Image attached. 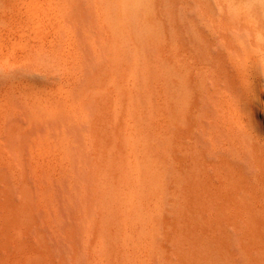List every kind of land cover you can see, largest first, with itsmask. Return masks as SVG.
Segmentation results:
<instances>
[{
    "label": "bare ground",
    "instance_id": "obj_1",
    "mask_svg": "<svg viewBox=\"0 0 264 264\" xmlns=\"http://www.w3.org/2000/svg\"><path fill=\"white\" fill-rule=\"evenodd\" d=\"M0 92L26 164L42 143L64 173L88 156L83 187L85 169H37L89 203L83 264H264V0H0ZM31 189L0 173V235L31 247L24 264H68L31 236Z\"/></svg>",
    "mask_w": 264,
    "mask_h": 264
},
{
    "label": "rangeland",
    "instance_id": "obj_2",
    "mask_svg": "<svg viewBox=\"0 0 264 264\" xmlns=\"http://www.w3.org/2000/svg\"><path fill=\"white\" fill-rule=\"evenodd\" d=\"M214 1H215V0H214ZM1 94H2V93L0 92V103L3 102V99H5V98H4L5 96H4L3 94H2V95H3V96H2ZM1 96H2V97H1ZM6 96H7V95H6ZM1 98H2V101H1ZM1 104H2V103H1ZM1 104H0V109H1V110H0V111H1V112H0V115H1V116H0V117H1L0 120L3 121L2 119H3L5 116H7V115L9 116V114H7L8 112H7L6 115H5V112L8 111L9 109L7 110V108L5 107V105H3V104L1 105ZM8 107H10V106H8ZM14 107H15V108H10V109H11L10 111H12V109H13V111H15L14 109H16L17 107H16V106H14ZM5 109H6V110H5ZM3 110H4L5 112H4ZM16 110H17V109H16ZM10 111H9V112H10ZM13 111H12V112H13ZM18 111H19V109H18ZM3 112H4V113H3ZM12 112H10V115L12 114ZM16 112H17V111H16ZM16 112H14V113H16ZM4 115H5V116H4ZM2 116H3V117H2ZM1 121H0V124L3 125V127H4L3 129H4V130H2V128H1V126H0V128H1L0 130L3 131V133L0 131V134L2 133V134H1L2 136L0 135V136H1V137H0V145H1V143H2V145H1L2 147H0V155H2V154L4 153V156H3V155L0 156V157H3L2 159L0 158V159H1V161H0V166H1V167H0V168H3V169L0 170V173H3V174H5V175H7L9 181L12 180L13 182H15L16 179H17V182H18V180H19V182L25 181V182L28 183V185H29V189H31L30 187H32V189H31V190H32V191H31L32 193H31V196L29 197L30 200H29V202H28V207H27V208H28L27 211H28V215H29V218H27V219H29V224H28V226H29V229H30V230L32 229L31 231H33V232H31V236H32V237H35V236H38V235H39V236L41 237V239H43V241H44V243L46 244V246L50 248L51 252H52V253L54 252V253H53L54 255H55V252H56V254H59L58 252H62V253H60L58 256L56 255V257H57V258H61L64 262L67 261V262H69L68 264H74V263H75L74 260H76L77 256L81 255V256H80L81 258H80V259L77 258V259L80 260V262H79L80 264H83L84 262L87 261V258H88V257H87V254H86V251H85V249L82 247V243H81V245H80L81 247H79V249H80V248H83L82 250H84L85 252L82 253V250L80 249L81 254H77V253H80V252H77V250L79 251V249H78V247L76 248L75 245L79 246L81 240H80L79 238L77 239V240H79V244H78V242H76L77 244L74 243V241H75L76 238L78 237L76 234H77V233H78V234L80 233V232H77V231H76V230H77L76 223H78V228L83 227V225H82L83 222L81 223V221L84 219L83 216H85V215H84V214L82 215V211H83V213H86V212L88 211V208H87V207H89V203H84L85 200H84V198H83L82 191L79 192L78 190H80V188H79V187L77 188V187H76L77 185L75 184V183H78V184H80L81 186L84 185V184H86L85 181H86V180H89V176H90V174H89L90 161H89L88 158H87L88 156L85 155V156H86V159H87L86 161H87V163H88V166H87L88 169H86L87 167L85 166V164H86L85 157L83 158V156H81V159L79 158V155H82V151H83V150L81 151V148H82L83 146H82V145H81L82 147L79 146L80 143H81V142L79 143V141H83L81 136H82L83 133L85 132V131H84V130H85L84 127H82V129H83L82 131H84V132H82L81 130H78L76 126H75V127H74V126L71 127V125H70V126L68 127V130H69V131H70L71 128L74 127L73 130L71 129V131H74V132H71V131H70V133H75V132L78 131V132L75 133L74 135L77 134V135H76V139H77V141H78V143H79V145H78V143H77V147L80 148L79 151H81V152H80L81 154H79V155L77 156V158L74 157V158H76V159H74V160H75L74 163H75L78 159H80V160L83 159V160L85 161V164H84L83 161H82L83 164L80 165V164H79L80 161H78L77 163H78L80 166H78L77 163H76L75 165H76L77 169L79 168L78 170H80V171L82 170V171H83V170L85 169V171H86V173H87V174L85 173V176H86V177L84 176V178H82V176L84 175V173H83V174H82V173H78V172H80V171H73V169H72V171L75 173V175H77L76 172L78 173V177H77V178H80L79 180H78V179L76 180V179H75L76 177L74 178L73 176H70V175L67 174V176H69L70 178H74V179L76 180V181H75V180L73 179V180L75 181V183H71V186H69V187H72V186L74 185L73 188L71 189L72 191L70 190V191H71V194H70L68 190H65V189H67V187L65 188V187H63V186L66 185L65 182H66V183L68 182L67 184L70 185V182H71V181H70L69 179L64 178V177L66 176L65 173H70V172L72 173V171H69V172H68V170H67V171L64 173V171H65L64 168L61 167V168H59L60 170L58 169V166L60 167V165H61L62 162H61V163L58 162V161H60L59 159H60L61 157H59V156L56 154V155H57V158L59 157L58 160H56V158H55L56 155H55V156L53 155V154L56 153V151H55L53 148L51 149V147H50L49 145H47V144L45 145V143H44V144L42 143V144H37V145H36V146H40V150L42 149V151H40V150H39V147H38L37 150H39V151H37V150L35 149V150L37 151V153H35V152H36L35 150H34V151L32 150L33 152H32V151L30 152L29 150H31V149H29V148H32V146H33V148H34V145H33V144H32V146H31V145L29 146L28 144H26V143L24 144V143L18 142V140H17V137H16V136L20 134V131H21V130H19L18 128H15V127H10L9 124H7V123L3 124V123H1ZM4 125H5V126H4ZM70 127H71V128H70ZM75 128H76L77 131H75ZM80 131L82 132V135H80V133H81ZM79 132H80V133H79ZM86 132H87V128H86ZM86 132H85V133H86ZM16 133H17V134H16ZM78 133H79V134H78ZM15 134H16V135H15ZM70 135H71V134H70ZM79 135H80V138L77 137V136H79ZM10 137H12V138H10ZM78 138H79L80 140H79ZM7 140H8V141H7ZM3 143H4V144H3ZM21 144H22V145H21ZM82 144H84V143L82 142ZM19 145H20V146H19ZM27 145H28L27 149H29V150H27L26 152H28V155H29V156L26 157V154H25V153H24V156H25V159H28V161H27V164H28V165L26 164V162H25L26 160H24V157H23V152H24L23 149L26 150V147H24V146H27ZM14 146H15V147H14ZM45 146H46V147L48 146V147L51 149V152H53V154L50 153L48 150H47V152H49V153H45V152H46V150H45L46 147H45ZM5 147H6L7 149H6ZM22 147H23V149H22ZM43 147H45V148H43ZM35 148H37V147H35ZM49 148H47V149H49ZM2 149L4 150V152H2ZM9 149H10V150H9ZM77 149H78V148H77ZM82 149H83V148H82ZM8 150H9V151H8ZM44 150H45V151H44ZM52 150H53V151H52ZM6 152H8V155H9V153L11 152L12 155H11V153H10V157H9L7 154H5ZM29 152H30V153H29ZM38 152H39V153H38ZM41 152H44V153L47 154V155H50V154H51V157H49V156L46 155L45 158H44L43 155H45V154H42ZM31 153H32V156L30 155ZM33 153H35V154L33 155ZM40 153H41V154H40ZM37 154H40V155H37ZM41 155H42L43 157H39V156H41ZM52 155H53V156H52ZM76 155H77V154H76ZM76 155H75V156H76ZM11 156H13V157L11 158ZM35 156H37V157H36V161L34 160V159H35V158H34ZM38 157H39L41 160H40ZM32 158H34V159L32 160ZM43 158H44L45 160H46V159H47V160L45 161ZM50 158H51V159H50ZM19 159H20V160H19ZM48 159H49V160H48ZM52 159H53L54 161H53L52 163H50V160H52ZM13 160H14V161H13ZM37 160L40 161V162H38V164H36V165H37V166H36V165H34V163H37ZM29 161H31V163H32L33 166L31 165V163H30ZM41 161H43V163L46 162L45 164L50 163V164H49L50 166H51L52 164L54 165V166L52 165L51 168H50V166H49V170L52 171V172L54 173V174L52 173L53 175L50 173L49 170L46 169L48 165L43 164ZM47 161H49V162H47ZM56 161L59 163L58 165L54 163V162H56ZM61 161H62V158H61ZM57 162H56V163H57ZM72 162H73V161H72ZM39 163H40V164H39ZM63 163H65V160H63ZM63 163H62V166L65 167V166L67 165V166L65 167V168L67 169L68 166H69V164H66V165H65V164H63ZM74 163H72V164H74ZM80 163H81V162H80ZM41 164H42V168L40 169ZM38 165H39L40 167H39ZM44 165H45V168H43ZM75 165H73V166H75ZM70 166H71V164H70ZM82 166H83V167H82ZM7 167H8V168H7ZM38 167H39V168H38ZM54 167H55V168L57 167L58 170H56ZM71 167H72V166H71ZM76 167H75V168H76ZM81 167H82L83 169H80ZM27 168H28V169H27ZM52 168H54L55 171H58L61 175H62V174H65V176L63 175V178H64V179H63V181H64L63 183H64L65 185H64L62 182H60V183H58V186H57V184L54 182L55 179L58 180L57 182L62 181V180H61L60 178H59L60 180L58 179V177L60 176V174H58L59 176L57 175V177H56L55 179H52V178H54V177L56 176L55 174L57 173V172H54V170H51ZM73 168H74V167H73ZM26 169H27V171H26ZM35 169H36V170H37V169H38V170H39V169H40V170L45 169L44 171H41V172H44V173L47 172L46 175H49V176H51V177L53 176L52 178L50 177V178L52 179V181H50L51 179L48 181V180H47V177H48V176H47V177H44L45 175L42 173V174L44 175V176H42V174H41V176H42L43 178L46 179V183H48V184H49V182H51L52 184L54 183L53 185L50 183V184H51V185H49L50 188H49V189L47 188V190H49V191L55 190L54 187H56V186L58 187V189H60V187H61V189L65 188V189L62 190V191H61V189H60V190H59L60 192L58 191V189H56L55 191H53L54 193L50 192V196H52V197H53V196L55 197V192H56L57 195L59 196V199H60V200H59L58 197H56L57 200H54L55 203L52 204V206L55 205V206H53V207L55 208V207L57 206L56 204L59 203L58 206H57L58 209H59V208H60V209H61V208L63 209V207H64V209H63L64 211L61 209V210H59L60 212H58V211H56V210H58L57 208H55L56 210H53V209L51 208V207H52V206H51V203H53V202H54L53 199H56V198L53 197V199H52V197L49 196V194H48L49 191H48V192H46V193L48 194L47 197L49 196L48 200L51 201V202H49L48 200H46L47 197L45 196V190H46V187H45V186H47L48 184H47V185H44V184H45V180H44L43 178H42V180H44V182H43V183L40 182V179H39V178H41V177H39V176H40L39 174H38L39 176H37V172H38V170L35 171ZM77 169H74V170H77ZM82 171H81V172H82ZM7 172H8V173H7ZM26 172H27V174H26ZM28 172H29V173H28ZM30 172H32V173H30ZM39 172H40V171H39ZM39 172H38V173H39ZM62 172H63V173H62ZM83 172H84V171H83ZM13 173H14V174H13ZM35 173H36V174H35ZM49 173H50V174H49ZM28 174H29V175H28ZM31 174H32V175H31ZM34 174H35L37 177H36ZM79 174H80V175H79ZM27 175H28V176H27ZM33 175H34L33 178L36 177V179H37V178L39 179V181H37L38 183L40 182V184H43V185H44V186L42 185V188H43V189H42L41 187H40V188L42 189V191H44V194H42L43 192L41 193V194L43 195L42 197H44V198H46V199H42L41 196L39 197V195H38V197L42 199V200L40 199V200L42 201L41 205L43 204V201H45V200L47 201V202L44 203L45 206H46V205H47V206L50 205V207H48V210H49V209H50V210H51V209L53 210V211H51V213H50L51 216H50V214H47V211H48V210L45 209L47 206L45 207L44 204H43L42 206H40V205H39L40 202H38V201H40L39 198H38L37 196L35 197V195H36V193H37L36 191H37V190L40 191V190H39V189L33 190V187H34V189L36 188V187H35V184L37 183V182L35 181V179L31 181V178H32V177H30V176H33ZM72 175H74V174H72ZM15 176H16V178H15ZM67 176H66V177H67ZM80 176H81V177H80ZM26 177H27V178H30V180L28 181ZM60 177L62 178V176H60ZM69 177H68V178H69ZM48 178H49V177H48ZM86 178H88V179H86ZM38 179H37V180H38ZM81 179L83 180V182L80 181ZM85 179H86V180H85ZM65 180H66V181H65ZM67 180H69V181H67ZM71 180H72V179H71ZM73 180H72V182H73ZM33 181H34V183H33ZM47 181H48V182H47ZM30 182H32L34 185L32 186V183H30ZM35 182H36V183H35ZM81 182H82V184H81ZM29 183L31 184V186H30ZM38 183H37V184H38ZM55 184H56V186H55ZM59 184H60V185L62 184V185L60 186ZM38 185H39V184H38ZM75 185H76V186H75ZM39 186H40V185H39ZM49 186H47V187H49ZM51 186H54V187H51ZM59 186H60V187H59ZM66 186H67V185H66ZM44 187H45V188H44ZM69 187H68V188H69ZM75 187H76L77 189H76ZM82 187H83V186H82ZM14 188H15V186H14ZM14 188H13V189H14ZM51 188H54V189H51ZM50 189H51V190H50ZM69 189H70V188H69ZM47 190H46V191H47ZM73 190H74V191H73ZM81 190H82V189H81ZM66 191H68V192L66 193ZM76 191H77L78 193H77ZM33 192H36V193H33ZM58 192H59L60 194H61V192H62V194H64V195H60ZM14 193L17 194V195H19V192H18V189H17V188L14 189ZM38 193H40V192H38ZM38 193H37V194H38ZM74 193H75V194H74ZM32 194H33V196H34V197H33V200H35V198H37V199H38V201H37L38 203H37V202L35 203V202L32 201ZM52 194H54V195H52ZM73 194H74V196H73ZM65 195H66V196H65ZM80 195H82V196H80ZM61 196H62V200H61ZM72 196H73V198H72ZM67 197H68V199H69V203L67 202ZM70 197H71V198H70ZM74 197H76V199H77V197H78V198L80 197V198L83 199V200H82V199H80V200L77 199V200H75V202H77V201L79 200V203H81V202L83 201V203L85 204V206H84L85 210H84V209L82 210V208H83L82 206H81V208H78V209L75 208V204H77L78 202H77V203L74 202V199H75ZM37 199H36V200H37ZM72 199H73V200H72ZM36 200H35V201H36ZM64 200H66V201H64ZM52 201H53V202H52ZM56 201H58V202H56ZM60 202H63V203H60ZM47 203H48V204L50 203V204L48 205ZM65 203H66V205H65L66 207L64 206ZM67 203H68V205H69V206H68L69 208L67 207ZM70 203L72 204V207H71ZM73 203H74V204H73ZM79 203H78L77 205H79ZM83 203H82V205H83ZM32 204H33V205H34V204H38L37 206H38L39 208L42 207V208H40L41 210H42V209H43V210L45 209V210L42 212V211H40L39 208H37L38 211H36V207H35L36 205L33 206ZM73 205H74V206H73ZM86 206H87V207H86ZM73 207H74V209H77V210L80 209L81 214H80V211H78L79 213H78V215H77V214H76L77 210H76V212H75V210H74V212H73ZM76 207H80V205H79V206H76ZM33 208H35V209L33 210ZM65 208L68 209V211L71 210V211L73 212L72 215L74 216V220H73V217L70 215L71 212L69 211V214H68V213H67L68 211H67ZM70 208H71V209H70ZM38 212H42V213H44L45 216L47 215L48 217L46 216L47 218H45L44 215H43L42 213H38ZM52 212H53V213H52ZM55 212H58V213H59V216H58V213H55ZM35 213H37V215H36ZM54 213L57 214V215H54V217L56 216V218L53 220V216H52V215H53ZM63 214H64V215H63ZM35 215H36L38 218H36ZM42 215H43V217H42V218H43V219H42L43 221H45L46 219H47L46 222H50L51 220H53L52 223H51V227L48 225V226H49L50 228H52L53 230L50 229V228L47 226V223H46V222L43 223V221H41V222L43 223V225H42V223H40L39 220L41 219L40 217H41ZM65 215H66V216H65ZM67 215H68V216H67ZM81 215H82V216H81ZM39 216H40V217H39ZM61 216H62V217H61ZM70 216L72 217V219H71ZM76 216H77V217L79 216V217L76 218ZM80 216H81V219H82V220L80 219ZM31 217H32V218H31ZM49 217H50V218L52 217L51 220L49 219ZM58 217H60V218H58ZM64 217H65V218H64ZM66 217L69 218V219H67ZM82 217H83V218H82ZM44 218H45V219H44ZM75 218H76V219H75ZM38 219H39V220H38ZM48 219H49V221H48ZM57 219H58V221H60V223L54 224V223H56L55 221H56ZM66 219H67V220H70V219H71V220H70V221H71V222H70V226H69V221H66ZM79 219H80L81 221H80ZM75 220H79L80 222H78V221L76 222ZM38 221H39V223H38ZM58 221H57V222H58ZM64 221H65V222H64ZM53 222H54V223H53ZM63 222H64V223H63ZM66 222H68V225H67V226H66V225L64 226V224H66ZM75 222H76V223H75ZM61 223H62V225H61ZM72 223H73V224H72ZM79 223L82 225L81 227H80V224H79ZM38 224H40L41 226H38ZM49 224H50V223H49ZM52 224H53V225H52ZM58 224L61 225V226H59ZM71 224H72V225L75 224V225H74V226H75L74 229H72L74 226H72ZM45 225L49 228V230H47V228H46V229L44 228ZM56 225H57L58 228L60 229V232H59V229L57 228ZM52 226H54L55 228L52 227ZM63 226H64V227H63ZM43 228H44V229H43ZM56 228H57V229H56ZM61 228H64V229H62L63 231L61 230ZM41 229H42V230H41ZM45 230H46V231H45ZM72 230H74V231L72 232ZM80 230H81V229H80ZM80 230L78 229V231H80ZM53 231H54V232H53ZM57 231H58V232H57ZM44 232H45V237H44ZM56 232H57V233H56ZM81 232H83V229L81 230ZM32 233H33V234H32ZM48 233H50V234H49L50 237H49ZM55 233H56V234H55ZM61 233L63 234V236L60 235ZM46 234H47L48 236H47ZM52 234H53L54 237H56V239L60 237V239L57 240V241H59V243H57V241H55V240H56L55 238H54V240H53V236H52ZM71 234H73L74 236L76 235V237H74V236L71 235ZM82 234H83V233H82ZM82 234H81V236H82ZM83 235H84V234H83ZM39 236H38V237H39ZM58 236H59V237H58ZM61 236L63 237V239H64V237H65V240H62V239H61ZM73 237H74V238H73ZM79 237H80V236H79ZM46 238H48L47 240H48V242L50 241L51 244H48V242H46V241H47ZM49 238H50V239H49ZM51 238H52V240H51ZM66 238H67V239H66ZM41 239H40V240H41ZM74 239H75V240H74ZM81 239H82V237H81ZM68 240H70V241H68ZM77 240H76V241H77ZM51 241H53L54 244H53ZM62 241H63V242H62ZM64 241H65L66 243H67V241H68V243H67V244H64V243H65ZM55 243H57V244H55ZM58 244H59V245H58ZM60 244H62V245H60ZM63 244H64V245H63ZM74 244H75V245H74ZM56 245H57L58 247L61 246L63 249H62L61 247H59V248H61V249L58 248L59 250H57ZM53 246H55V247H54V248H56L55 250L53 249ZM65 247H67V248H65ZM30 248H31L30 246H27V247L25 248L22 244H19L17 238H15V237H13V236H12V237H9L8 235H5V234L0 235V264H24L25 261H27V259H28V258H25V257L29 254L28 251L30 250ZM68 248L71 249V251H70ZM67 249L69 250V252L67 251ZM76 249H77V250H76ZM53 250H54V251H53ZM64 250H65V254H66V253H70V254H69V255H68V254L63 255ZM57 251H58V252H57ZM76 252H77V253H76ZM82 254H84V255H86V256L83 257L84 255L82 256ZM76 255H77V256H76ZM75 256H76V257H75ZM82 257L84 258L83 260H82ZM68 259H69V260H68ZM81 261H83V262H81ZM76 262H77V261H76ZM65 263H66V262H65ZM66 264H67V263H66Z\"/></svg>",
    "mask_w": 264,
    "mask_h": 264
}]
</instances>
